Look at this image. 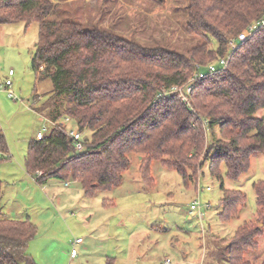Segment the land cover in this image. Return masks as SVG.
Here are the masks:
<instances>
[{
    "label": "trees",
    "instance_id": "trees-1",
    "mask_svg": "<svg viewBox=\"0 0 264 264\" xmlns=\"http://www.w3.org/2000/svg\"><path fill=\"white\" fill-rule=\"evenodd\" d=\"M58 5L0 0V24H38L31 68L36 81L50 78L53 84L52 105L44 110L55 124L44 138L28 142L24 162L29 175L42 171L38 184L76 181L83 195L92 197L121 184L131 155L139 157L147 186L154 184V160L184 179L197 178L207 162L210 176L222 181L223 165L225 177L234 180L253 156L264 155V25L230 54L227 50L230 39L264 18V0H188L185 33L203 41L185 53L142 46L77 21L49 19ZM225 56L222 68L194 79L199 67ZM191 79L188 104L175 93L156 98L162 89ZM65 117L83 132V152L74 150L60 122ZM0 144L6 148L3 138ZM195 163L198 171L187 172ZM252 188L255 218L241 222L217 250L222 264H254L244 254L264 233V181H254ZM1 194L0 181V264H37L27 253L36 225L6 217ZM218 203L219 220L228 221L244 207L245 194L221 184Z\"/></svg>",
    "mask_w": 264,
    "mask_h": 264
},
{
    "label": "rangeland",
    "instance_id": "rangeland-1",
    "mask_svg": "<svg viewBox=\"0 0 264 264\" xmlns=\"http://www.w3.org/2000/svg\"><path fill=\"white\" fill-rule=\"evenodd\" d=\"M108 1L107 5L113 0ZM115 1L114 12L117 14L124 3ZM126 1L133 2L135 8H130V11L135 13L131 15L142 29V32L134 30V35L142 43L136 38L131 41L147 47L158 45L180 53L203 41L200 36L192 37L185 33L188 0L180 2L178 12L181 17L176 19L177 25L173 26L172 20L166 22L165 36L157 34L154 28L144 30L149 16L136 7L139 4L145 11L150 10L153 5L150 0ZM96 4L98 11L102 7V11L105 10V3L103 5L97 0ZM63 11L62 4L58 5L49 19L65 20ZM97 14L87 12L86 19L90 22ZM152 21L148 26L152 25ZM37 38V23L26 25L18 21L0 24V72L14 70L12 90L19 98L13 101L5 92L0 94V138L6 146L3 149L0 144L1 204L6 217L28 219L36 225L37 232L29 241L27 253L37 264H69L71 259L66 243L80 237L83 241L93 240L96 246L99 243H108L110 247L115 244L121 249L131 248L132 255L138 254L137 263H120L119 260L117 264H158L156 261L165 252L174 264H203L204 260V264H222L217 250L241 222L255 218L252 183L264 181L263 153L253 156L248 170L234 180L225 177L223 165L220 167L222 181L210 176L207 162L202 165L197 178L184 179L176 171L154 160L150 166L154 184L147 186L139 172V157L131 155V164L124 173L123 182L110 191H98L92 197H85L76 181L69 182L68 186L54 179L50 180L51 184H38L26 172L24 162L28 142L36 138L37 131L48 135L52 129L53 124L45 115V107L52 105L53 84L50 78L36 81L32 71L31 59ZM64 126L76 128L72 121L64 123ZM84 135L88 136V132ZM197 163L187 172L198 171ZM221 184L224 188L240 190L245 194L244 207L228 221L219 220L217 215ZM58 195L60 201H53L52 198ZM105 198L112 199L113 205L102 207ZM194 200L200 204L202 218L197 212L189 213L190 203ZM104 215L107 217L104 218ZM257 242L256 248L244 254L254 264L264 259V233ZM113 256L109 262H113ZM82 264H96L94 254L86 256Z\"/></svg>",
    "mask_w": 264,
    "mask_h": 264
},
{
    "label": "crops",
    "instance_id": "crops-1",
    "mask_svg": "<svg viewBox=\"0 0 264 264\" xmlns=\"http://www.w3.org/2000/svg\"><path fill=\"white\" fill-rule=\"evenodd\" d=\"M56 3L62 4L63 6V16L72 21H77L83 24H86L87 26L97 27L101 29H107L112 32H116L121 34L124 38L128 40L135 39L136 41H139L136 35H134V30H139V32H142V29H140L138 22H135L134 16L131 15L135 13L134 11H130V8H135L134 4H132V1H126V0H118L122 1L124 6H122L121 9H118L117 14L114 12L116 8V1L113 0L111 3L107 5L109 2L108 0H100V2H103V5L105 3V10L102 7L101 10L98 11L99 7L96 4L97 0H53ZM152 2V8L150 10L145 11V9H142L141 6L139 7V4H137L136 9H139L142 13H146L149 16V19H147V26L145 27V31L149 30L151 28H154L153 31H156L157 34H163V36L166 35V22L169 20H172L173 26L177 25L176 19L179 20L181 17V14L179 11V5L182 0H150ZM88 2H94V3H88ZM129 4H128V3ZM171 2V3H169ZM111 4V5H110ZM66 8V9H64ZM119 8V7H118ZM94 13L98 14L88 22L86 19V13ZM133 16V17H132ZM153 16V17H152ZM118 20L116 21L115 19ZM140 18L142 19V15H140ZM152 18V19H150ZM153 20V21H152ZM151 27L148 26V24ZM107 22L109 23L107 25ZM136 25V26H135ZM153 26V27H152ZM142 43V41H139ZM158 46V45H156ZM149 47V46H148ZM165 48V47H164ZM8 72V71H7ZM7 72L3 71L0 72V78L4 77ZM2 91H0L1 94ZM38 132V131H37ZM126 172V171H125ZM29 175V174H28ZM124 180V175L122 182ZM121 182V183H122ZM52 182H47V184H51ZM65 185V184H64ZM66 186V185H65ZM83 193V192H82ZM55 196V195H54ZM53 201H60V196H56L52 198ZM107 199V198H106ZM111 203H107V205H104L102 202V207L108 208L113 205L112 199ZM49 204V203H48ZM60 205L59 203H57ZM2 207V204H1ZM3 208V207H2ZM107 215V214H106ZM107 216L104 215V218ZM109 221V220H108ZM110 222V221H109ZM80 238L76 237L74 239H71L69 243H66L67 248L69 249V255L71 249L74 247L77 250V255L75 257L70 256V263L69 264H82L86 256L89 257V255L92 253L94 254L95 263L96 264H117L118 261L121 262H132L137 263L138 261V254L132 255V249L131 248H125L121 249L117 247L115 244L111 247L108 245V243H99L96 246V242L94 243L93 240L88 239L87 241H81L80 243L74 244L75 239ZM77 247L79 249H77ZM121 252H124V254H121ZM122 256H119V255ZM111 255H114L112 260L113 262H109ZM167 253L165 252L162 257H159L156 263L162 264V261L167 257ZM169 257V256H168ZM171 260V259H170ZM172 262V260H171ZM172 264H174L172 262Z\"/></svg>",
    "mask_w": 264,
    "mask_h": 264
},
{
    "label": "built area",
    "instance_id": "built-area-1",
    "mask_svg": "<svg viewBox=\"0 0 264 264\" xmlns=\"http://www.w3.org/2000/svg\"><path fill=\"white\" fill-rule=\"evenodd\" d=\"M261 25H264V18H262L261 20H259L258 22L252 25L245 27L240 33H238L236 38L230 39L227 44L228 54H230L233 50H235L240 42L245 41ZM225 63H226V56L219 59L218 61L210 63L205 67H199L198 70L195 71L193 77L194 79L202 78L205 75V73H213L219 68H222L225 65ZM13 75H14V70L9 69L7 74L4 77L0 78V91L5 92L9 99L13 101H17L19 100V98L12 90ZM193 85H194L193 79L189 80L187 83H184L183 85H173L169 88L162 89L160 92H158L156 98L175 93L178 94L179 98L182 101L188 104V98L193 89ZM69 121L70 119L68 117H65L60 122L62 125H64V123H68ZM52 124L54 125L55 123ZM66 133L72 140L74 150L76 152H83L85 149L83 142V132L77 130V128L75 129L66 128ZM45 136L46 135L41 130L36 133L37 139H42ZM41 174L42 171L39 170L36 171L34 178L39 177ZM64 184L68 186L69 182L66 181ZM200 211H201L200 204L195 200L192 201L189 206V213L192 214L197 212L198 217L202 218L203 213ZM81 241H82L81 238H77L75 239L74 244L80 243ZM76 255H77V250L73 247L70 251V256L75 257ZM162 264H172V262L168 257H166L162 261Z\"/></svg>",
    "mask_w": 264,
    "mask_h": 264
}]
</instances>
